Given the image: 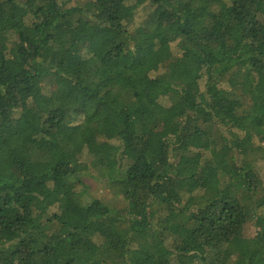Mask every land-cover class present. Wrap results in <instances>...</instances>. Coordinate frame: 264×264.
Listing matches in <instances>:
<instances>
[{"label": "trees", "instance_id": "1", "mask_svg": "<svg viewBox=\"0 0 264 264\" xmlns=\"http://www.w3.org/2000/svg\"><path fill=\"white\" fill-rule=\"evenodd\" d=\"M251 71L264 0H0V264H264Z\"/></svg>", "mask_w": 264, "mask_h": 264}, {"label": "rangeland", "instance_id": "2", "mask_svg": "<svg viewBox=\"0 0 264 264\" xmlns=\"http://www.w3.org/2000/svg\"><path fill=\"white\" fill-rule=\"evenodd\" d=\"M174 45V44H173ZM250 80L255 83L262 91H264V78L261 79L257 71L250 72ZM262 138L258 136L260 141ZM88 157L85 158L88 161ZM264 168V164L262 166ZM85 187L81 186L84 191L83 198L84 201H93L94 199H100L114 208H121L125 205L123 199L115 194V191L108 187L99 177L95 171H91L89 175L84 177ZM257 226L254 224H249L246 227V233L251 235L257 231Z\"/></svg>", "mask_w": 264, "mask_h": 264}]
</instances>
